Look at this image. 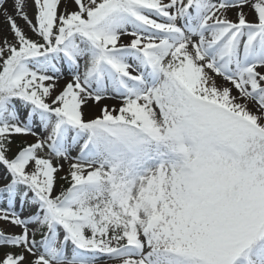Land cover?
<instances>
[{
  "label": "snow or ice",
  "instance_id": "obj_1",
  "mask_svg": "<svg viewBox=\"0 0 264 264\" xmlns=\"http://www.w3.org/2000/svg\"><path fill=\"white\" fill-rule=\"evenodd\" d=\"M0 18V264H264V0Z\"/></svg>",
  "mask_w": 264,
  "mask_h": 264
},
{
  "label": "rangeland",
  "instance_id": "obj_2",
  "mask_svg": "<svg viewBox=\"0 0 264 264\" xmlns=\"http://www.w3.org/2000/svg\"><path fill=\"white\" fill-rule=\"evenodd\" d=\"M31 14V12H30ZM18 23L22 26V27H25L24 24H23V21H18ZM0 28H4L6 30V25L3 24V21H2V18H0ZM25 30L27 31V29L25 28ZM29 35H31V33H29ZM104 103H107V104H115L116 101H111V100H106L104 101ZM93 107V106H91ZM86 108L85 109V114H86V117H92L94 115L97 114V109L96 107L94 106V109L93 108Z\"/></svg>",
  "mask_w": 264,
  "mask_h": 264
},
{
  "label": "bare ground",
  "instance_id": "obj_3",
  "mask_svg": "<svg viewBox=\"0 0 264 264\" xmlns=\"http://www.w3.org/2000/svg\"><path fill=\"white\" fill-rule=\"evenodd\" d=\"M109 105H112V104H110V103H109ZM91 108H93V109H94V106H93V107H91Z\"/></svg>",
  "mask_w": 264,
  "mask_h": 264
}]
</instances>
